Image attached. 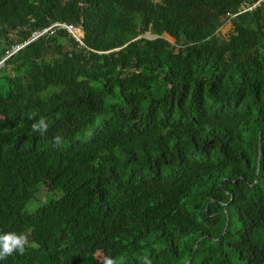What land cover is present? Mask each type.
Wrapping results in <instances>:
<instances>
[{
    "label": "trees",
    "instance_id": "1",
    "mask_svg": "<svg viewBox=\"0 0 264 264\" xmlns=\"http://www.w3.org/2000/svg\"><path fill=\"white\" fill-rule=\"evenodd\" d=\"M28 41L0 67V231L30 243L0 264H264V0H0V60Z\"/></svg>",
    "mask_w": 264,
    "mask_h": 264
},
{
    "label": "clouds",
    "instance_id": "2",
    "mask_svg": "<svg viewBox=\"0 0 264 264\" xmlns=\"http://www.w3.org/2000/svg\"><path fill=\"white\" fill-rule=\"evenodd\" d=\"M32 128L40 134L46 133L49 128L47 118L40 116L39 119L32 123ZM61 140L62 137L60 135L54 137V142L57 144ZM29 243V235L24 231H0V260L15 253L23 254L26 251V245H29ZM103 264H115V260L111 256H106Z\"/></svg>",
    "mask_w": 264,
    "mask_h": 264
},
{
    "label": "rangeland",
    "instance_id": "3",
    "mask_svg": "<svg viewBox=\"0 0 264 264\" xmlns=\"http://www.w3.org/2000/svg\"><path fill=\"white\" fill-rule=\"evenodd\" d=\"M231 28H232V25L231 23L229 22V20H227L219 29V32L222 33V35H224L225 37H228V35L230 34V31H231ZM73 35L74 33L76 34V36H81L83 33L81 31L80 28H75L73 31H72ZM167 37V36H166ZM171 42H174V38H172L170 35H168L167 37ZM5 63V61L2 59L0 60V67L3 66ZM49 182V181H48ZM44 195H45V191H42L39 196L40 198H44ZM37 204V202H32L29 206H28V209L25 211V215L28 219H32L33 218V215L31 213V209L34 208V206ZM81 254L82 256L85 255V251L84 250H81Z\"/></svg>",
    "mask_w": 264,
    "mask_h": 264
},
{
    "label": "water",
    "instance_id": "4",
    "mask_svg": "<svg viewBox=\"0 0 264 264\" xmlns=\"http://www.w3.org/2000/svg\"><path fill=\"white\" fill-rule=\"evenodd\" d=\"M74 29H75V27H72L71 31H73ZM144 36H145V37H148V38H156V37H158L159 35H157V34H152V33H150V32H146V33L144 34ZM161 36L167 38V37H168V34H163V35H161ZM166 36H167V37H166ZM35 38H36V37H33L30 41L34 40ZM30 41H28V42H26V43H24V44H22V45H18V46L14 49V51L11 52L9 55H7L3 60L5 61L10 55H12V54L15 53L16 51H18L20 48H23L24 46H26L28 43H30ZM261 139H262V132L260 133V141H261ZM259 161H260V159H259ZM196 247H197V243H196V245H195V247H194V251H195ZM187 263H188V262H186V263H184V264H187Z\"/></svg>",
    "mask_w": 264,
    "mask_h": 264
},
{
    "label": "built area",
    "instance_id": "5",
    "mask_svg": "<svg viewBox=\"0 0 264 264\" xmlns=\"http://www.w3.org/2000/svg\"><path fill=\"white\" fill-rule=\"evenodd\" d=\"M259 3V1L258 2H256V3H254L253 5H249V4H247L246 2L242 5V7H241V10H240V12H242V11H246V10H250V9H252L256 4H258ZM239 12V13H240ZM235 14H232L231 16H234ZM56 25H62V26H65V27H67L70 31H71V29H72V27L73 26H69V25H66V24H61V23H56ZM48 29H50V28H47V29H45V31H47ZM74 35L76 36V34L74 33Z\"/></svg>",
    "mask_w": 264,
    "mask_h": 264
}]
</instances>
